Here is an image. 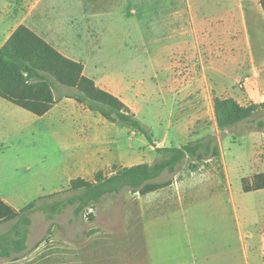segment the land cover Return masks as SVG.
<instances>
[{"label":"rangeland","instance_id":"1","mask_svg":"<svg viewBox=\"0 0 264 264\" xmlns=\"http://www.w3.org/2000/svg\"><path fill=\"white\" fill-rule=\"evenodd\" d=\"M229 1L228 9L198 10V0H143L137 17L133 0H0L8 31L28 21L63 36L84 74L148 128L146 137L92 112L91 144L102 167L86 180L153 164L157 148L210 135L221 151L208 160L186 157L155 180L168 182L156 191L123 190L78 214L72 205L40 207L66 198L68 186L35 200L26 211V248L0 256V264H264V187L255 191L264 185V107L224 130L213 107L215 96L244 106L264 101V11L260 0ZM68 24L75 36L66 35ZM170 215L171 224H159ZM16 221H0V235Z\"/></svg>","mask_w":264,"mask_h":264},{"label":"trees","instance_id":"2","mask_svg":"<svg viewBox=\"0 0 264 264\" xmlns=\"http://www.w3.org/2000/svg\"><path fill=\"white\" fill-rule=\"evenodd\" d=\"M260 4L264 11V0H260ZM0 96L37 115L44 114L59 99L71 97L106 120L126 124L148 137V128L121 98L97 86L84 74L81 61L63 55L24 24L17 25L0 47ZM213 107L217 126L224 130L253 117L264 107V101L244 106L233 97L215 96ZM157 151L161 158L153 164L119 167L109 175L97 171L92 181L80 177L72 179L65 189L66 198L43 203L40 207L51 211L56 210L57 205H72L78 214L103 197L123 190L144 195L166 186L168 182L155 180L164 171L175 173L178 164L186 157L208 160L220 155L214 135L181 146L160 147ZM263 187L257 186L256 189ZM53 194L58 195V192ZM34 201L17 210L0 198V221L17 219L11 231L0 235L1 257H9L12 252L18 253L26 248V211L34 208ZM88 217L91 218L92 214Z\"/></svg>","mask_w":264,"mask_h":264},{"label":"crops","instance_id":"3","mask_svg":"<svg viewBox=\"0 0 264 264\" xmlns=\"http://www.w3.org/2000/svg\"><path fill=\"white\" fill-rule=\"evenodd\" d=\"M133 1L136 3L134 12L140 17L145 6L141 4L143 0ZM231 5L232 1L229 0H198V10L228 9ZM151 6L154 10V6L152 4ZM250 9L253 10V7ZM153 14L152 12L151 16L154 19ZM4 20L0 17L2 23H0V47L17 25L24 24L63 55L80 61L73 54V50L71 53L66 51L63 36L55 37L54 34L49 33V30L28 21H22L8 31L7 22L5 21V24ZM152 24L154 26V20ZM70 26V24L66 25V35L75 36L73 25ZM88 33L86 28L85 34ZM100 34H104L103 28ZM92 112L94 111L74 98L63 97L44 114L37 115L0 96V198L18 210L40 197L51 195L60 188L69 186L72 179L90 178L93 172L101 168L102 157L98 150L92 149L91 144ZM41 123L43 126L38 127ZM12 138L19 141L20 138H24L22 142L24 146L13 147L10 145ZM43 138L45 140H42ZM124 166L130 165L120 167ZM225 168L230 180V167L226 164ZM57 185L60 187L58 188ZM216 198L221 200L224 197L218 195ZM193 207L198 208V203ZM261 207L262 205L259 210ZM181 213L182 210H177L171 215L178 217ZM171 215L159 221V224L163 227L171 224ZM229 245L227 238L225 246L228 248Z\"/></svg>","mask_w":264,"mask_h":264}]
</instances>
